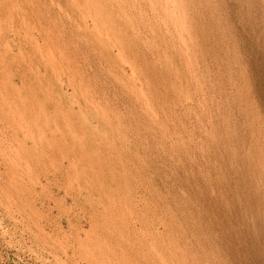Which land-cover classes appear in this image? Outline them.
Masks as SVG:
<instances>
[{
	"label": "rangeland",
	"instance_id": "obj_1",
	"mask_svg": "<svg viewBox=\"0 0 264 264\" xmlns=\"http://www.w3.org/2000/svg\"><path fill=\"white\" fill-rule=\"evenodd\" d=\"M0 264H264V0H0Z\"/></svg>",
	"mask_w": 264,
	"mask_h": 264
},
{
	"label": "bare ground",
	"instance_id": "obj_2",
	"mask_svg": "<svg viewBox=\"0 0 264 264\" xmlns=\"http://www.w3.org/2000/svg\"><path fill=\"white\" fill-rule=\"evenodd\" d=\"M170 18V17H169ZM183 19V18H182ZM184 24V23H183ZM148 103V102H147ZM261 182V181H260ZM262 186V185H261ZM247 229V228H246Z\"/></svg>",
	"mask_w": 264,
	"mask_h": 264
}]
</instances>
